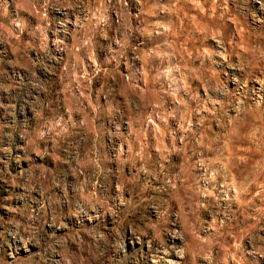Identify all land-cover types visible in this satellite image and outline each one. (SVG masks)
<instances>
[{
	"label": "rangeland",
	"instance_id": "rangeland-1",
	"mask_svg": "<svg viewBox=\"0 0 264 264\" xmlns=\"http://www.w3.org/2000/svg\"><path fill=\"white\" fill-rule=\"evenodd\" d=\"M264 264V0H0V264Z\"/></svg>",
	"mask_w": 264,
	"mask_h": 264
},
{
	"label": "bare ground",
	"instance_id": "bare-ground-1",
	"mask_svg": "<svg viewBox=\"0 0 264 264\" xmlns=\"http://www.w3.org/2000/svg\"><path fill=\"white\" fill-rule=\"evenodd\" d=\"M161 263V261H157V263L156 264H160Z\"/></svg>",
	"mask_w": 264,
	"mask_h": 264
}]
</instances>
